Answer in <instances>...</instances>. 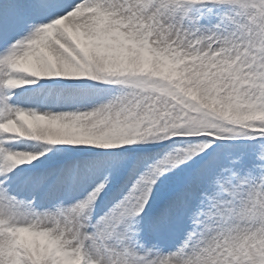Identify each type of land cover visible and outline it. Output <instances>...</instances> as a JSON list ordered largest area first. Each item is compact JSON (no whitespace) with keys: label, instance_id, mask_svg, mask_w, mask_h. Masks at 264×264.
Wrapping results in <instances>:
<instances>
[{"label":"snow or ice","instance_id":"obj_1","mask_svg":"<svg viewBox=\"0 0 264 264\" xmlns=\"http://www.w3.org/2000/svg\"><path fill=\"white\" fill-rule=\"evenodd\" d=\"M0 264H264V0H0Z\"/></svg>","mask_w":264,"mask_h":264}]
</instances>
